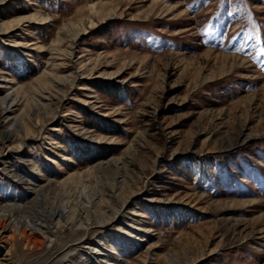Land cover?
<instances>
[{
	"label": "rangeland",
	"instance_id": "1",
	"mask_svg": "<svg viewBox=\"0 0 264 264\" xmlns=\"http://www.w3.org/2000/svg\"><path fill=\"white\" fill-rule=\"evenodd\" d=\"M1 24L0 264L104 236L114 264H264V0H10ZM95 194L90 231L49 218Z\"/></svg>",
	"mask_w": 264,
	"mask_h": 264
},
{
	"label": "bare ground",
	"instance_id": "2",
	"mask_svg": "<svg viewBox=\"0 0 264 264\" xmlns=\"http://www.w3.org/2000/svg\"><path fill=\"white\" fill-rule=\"evenodd\" d=\"M7 1H10V0H0V5ZM41 20H45V18H40V16H37V15L34 18L29 19L30 22L41 21ZM8 30H9V26H6L5 24H1L0 25V36L5 34ZM78 73H80V71L73 73V76L74 77L78 76L79 75ZM67 80H59L58 82H60V84H64L66 83ZM10 84L11 82H8L7 79H5L3 76L0 75V88H8ZM60 84H56V86L59 87ZM11 89H13V87H11ZM86 102L87 101H85V103ZM19 104L21 105V101L19 99V90L13 91L12 94L7 93L5 97L0 98V129L10 126L11 124L10 119H11L12 113L14 112V107H16ZM18 122H20L19 118L15 120L12 126L14 125L16 126ZM7 140H10V137H7ZM3 155H4L3 153H0V158ZM30 171L33 173L40 172L33 165H31ZM12 175H14L15 178H19V179H23L25 177V176L18 175V174H12ZM100 201L101 199L98 197V195L95 194V196L89 202V207L84 206L85 202L82 204H80L81 202H78L76 205H73L72 203H67L61 209L52 210L50 212L49 218L51 219L52 223L54 222V220H57L56 221L57 223H55L56 228H59L61 226L72 225V230H74L73 229L74 227L79 226V227H85L87 231H90L91 225H89L87 222H89V218H91L92 213L101 214L100 211H98V208H100V205H99ZM127 202L128 201H126L122 206H118L116 210H111V214L109 215L108 219L106 221H102L101 225L104 226V225L112 224L116 221L118 222L119 215L122 213V209L125 207ZM5 212L7 213V211ZM131 215L136 216L139 214L138 212H136V210L133 209V211H131ZM11 219H12V214L3 215V216L0 215V230L2 232L10 229ZM48 227H50V225L46 226V228L48 229L50 233V230ZM19 233L22 236V238L27 240V242H31L33 244H37L38 241L40 240L39 239L40 237H44L47 235V232L43 228H40V226L36 228H30V226H27L25 228L22 227L20 228ZM129 235H132V234L129 232ZM49 241H50V245L54 244V241L52 239H49ZM82 244L86 246V249H87L86 251L89 253L88 254L89 257L86 259L84 264H114L115 260H114V255L112 254L114 249L112 245L110 244V239L107 238V236H104L103 239H100L99 242H95L93 244L88 243V242L87 243L83 242ZM66 251H68L67 253V256H68L73 251V249L69 247Z\"/></svg>",
	"mask_w": 264,
	"mask_h": 264
}]
</instances>
